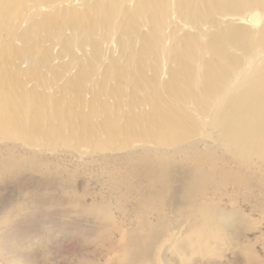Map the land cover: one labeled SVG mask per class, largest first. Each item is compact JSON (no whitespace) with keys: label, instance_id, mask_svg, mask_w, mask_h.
<instances>
[{"label":"bare ground","instance_id":"6f19581e","mask_svg":"<svg viewBox=\"0 0 264 264\" xmlns=\"http://www.w3.org/2000/svg\"><path fill=\"white\" fill-rule=\"evenodd\" d=\"M0 138L23 141L32 163L37 139L124 163L108 182L134 195L141 221L122 244H104L128 264H155L183 229L219 237V157L238 167L228 184L248 189L245 171L264 177V0H0Z\"/></svg>","mask_w":264,"mask_h":264},{"label":"rangeland","instance_id":"374dc122","mask_svg":"<svg viewBox=\"0 0 264 264\" xmlns=\"http://www.w3.org/2000/svg\"><path fill=\"white\" fill-rule=\"evenodd\" d=\"M44 73L46 80H53L50 73ZM28 79L32 80V89H42L41 81L34 76ZM62 94H57L61 101L72 100L70 93L65 98ZM15 142L0 138V264H122V259L127 262L129 255L119 248L109 250V245L104 244H122L123 233H131L132 227L141 221L134 195L112 194L108 182L107 173L121 169L120 174H125L124 163H106L103 157L108 152L80 143L74 147L73 141L68 147L44 142L39 148L35 144L41 143L38 139L33 145L35 153H39L38 160L32 163L26 159L30 155L24 153V142ZM6 144L18 150L6 149ZM201 155L205 157L202 161L209 157L204 150ZM216 164L226 184L219 188L215 199L225 212L227 226H221V235L210 237L207 243L204 227L191 232L183 229L171 247L157 253L161 256L155 264H163V257L172 264H264V177L245 171L251 182L248 189H242L244 186L228 184L234 183V174L239 173L229 154L219 157ZM224 169H232L231 174H221ZM180 176L176 175L178 182L182 180ZM219 179V175L212 179L206 187L208 192L217 190ZM177 186L171 179L169 187ZM178 201L182 199L178 197ZM185 207L182 203L177 212L185 211ZM150 209L149 220L157 222L153 207ZM164 213L174 224V215L167 210ZM161 216L165 217L162 212Z\"/></svg>","mask_w":264,"mask_h":264}]
</instances>
